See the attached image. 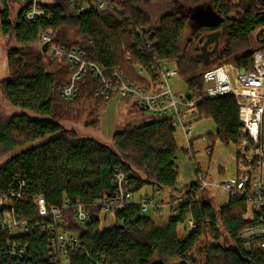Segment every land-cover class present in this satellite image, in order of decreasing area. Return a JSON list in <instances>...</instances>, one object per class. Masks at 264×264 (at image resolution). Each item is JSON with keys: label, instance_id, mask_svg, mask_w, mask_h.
I'll use <instances>...</instances> for the list:
<instances>
[{"label": "trees", "instance_id": "obj_1", "mask_svg": "<svg viewBox=\"0 0 264 264\" xmlns=\"http://www.w3.org/2000/svg\"><path fill=\"white\" fill-rule=\"evenodd\" d=\"M208 1L216 23L197 28V42L200 45L205 34L220 31L221 48L216 63L233 62L241 70H253L254 52L260 47L256 34L264 29V0ZM113 2L120 11L100 13L93 8L85 13H71V0L42 3L52 20L29 23L23 19L26 5L20 3L13 18L9 0H1V33L4 37L13 36L20 46L8 51L9 76L0 78L2 100L18 110L3 118L0 101V157L10 155L0 164V191L6 190L17 175L27 182L18 213L30 230L17 239L25 250V257L19 260L9 256L8 235L0 236V264H52L47 258L49 238L37 229L41 220L34 199L39 196L53 207L82 204L91 213V222L85 226L74 221L72 211L66 213L70 229L80 235L89 252V256L71 253L72 264H95L99 256L113 264H264V251L249 252L238 240L245 228L243 216L247 208L242 199L220 206L209 192L200 190L197 182L178 190L179 146L177 130L170 121L127 125L113 136L111 145L80 137L63 125L72 106L84 97L104 106L109 101L96 98L102 84L92 74L78 84L76 101H65L61 89L68 83L70 68L64 62L47 58L43 48H33L41 33L54 28L53 43L57 46H81L88 59L106 68H120L133 82L140 83L135 66L146 63L150 56L148 50L144 52L133 45V38L138 30L149 27L160 58L174 63L188 85L186 92L201 99L195 107L200 119L213 120L218 128L217 139L226 146L237 147L240 143L243 123L235 97L202 98L203 73L215 64L204 67L197 57L200 47L196 44L189 42L181 47L188 18L168 14L158 27H153L140 0ZM71 30H76L80 40L70 39ZM208 137L215 150L217 139ZM119 170L129 176L134 194L151 188L153 192L183 195L185 199L165 225H156L137 204H131L113 215L112 224L104 226L108 219L94 207V202L113 191V178ZM189 220L195 222V229L180 237L179 229ZM205 238L213 239L216 246L204 244Z\"/></svg>", "mask_w": 264, "mask_h": 264}, {"label": "built area", "instance_id": "obj_2", "mask_svg": "<svg viewBox=\"0 0 264 264\" xmlns=\"http://www.w3.org/2000/svg\"><path fill=\"white\" fill-rule=\"evenodd\" d=\"M26 5L23 19L32 23L39 19L52 20V15L42 8V0H17ZM75 13H85L96 8L100 13L120 11L113 0H75ZM133 38V45L139 50L149 51L150 60L135 66V74L140 83L133 82L120 68H106L100 62L87 58L81 46L71 49L61 48L53 43L55 30L50 27L42 32L39 44L43 48L48 45L47 55L53 61L64 62L70 68L68 83L61 89V96L67 102H75L78 84L92 74L99 79L102 86L96 92V98L111 101L114 97L130 99L140 108L144 115L153 120H168L176 130L183 133L188 141V153L197 176L200 190H215L222 196L224 206L234 199H242L246 203L243 216L245 228L239 235V242L247 251H264V145L262 129L264 125V45L254 52L253 70L245 71L233 64L215 65L203 73L204 91L202 98L216 99L233 95L239 107L240 120L243 123L242 138L236 151L228 158H220L217 169L225 174L229 167L234 171L226 179L213 182L209 172L203 170L196 162L193 149L195 136V107L201 99H189L185 94L175 92L173 82L180 78L174 63L162 60L156 50V42L152 39L149 27L138 30ZM142 39V40H141ZM215 150L207 147L204 155L212 159ZM27 182L17 175L10 186L0 191V236L8 235L6 241L9 256L14 260L23 259L25 250L19 243V236L28 234L30 225L19 216L18 206L26 196ZM114 189L102 199L94 202V207L108 219L116 212L122 211L131 204H137L141 212L164 211L176 213V208L184 201L183 195L161 199L162 191L145 195L138 202L134 201L129 176L119 170L113 178ZM41 223L37 229L49 238L48 255L52 264H72L71 253L89 256L80 235L70 229L66 213L72 211L74 221L85 226L91 222V213L82 205L65 204L62 208L50 206L43 196L34 199ZM196 227L193 220L186 223L188 231ZM1 261V259H0ZM95 264H113L104 257H97Z\"/></svg>", "mask_w": 264, "mask_h": 264}, {"label": "rangeland", "instance_id": "obj_3", "mask_svg": "<svg viewBox=\"0 0 264 264\" xmlns=\"http://www.w3.org/2000/svg\"><path fill=\"white\" fill-rule=\"evenodd\" d=\"M42 1L43 3L55 2V0ZM181 1H185L186 3L193 5H197L198 3L200 5H206L209 3L208 0H179V2ZM0 5L2 6L1 0ZM9 6L11 7L12 17L14 18L18 14L21 4L16 0H9ZM171 6L172 0H140V7L149 15L153 27H158L160 25L163 16L169 12ZM74 8V6H71V13H74ZM211 15L215 17L213 13ZM206 20H209V22L213 21L211 16L208 17L204 14H196L194 18V21L197 23H204ZM69 36L73 42L80 40V36L76 34V30H71ZM190 36L191 30L189 31L187 27L181 39L182 48ZM18 46L20 45L13 36L4 37L0 30V78L6 79L9 76L8 61L6 56L7 51ZM33 48L40 50L42 47L39 43H35L33 44ZM45 54L48 58L49 55H47V53ZM218 64L219 63H215V65ZM227 64L235 65L233 62H228ZM173 87L175 92L180 95L185 94L188 89L186 81L181 77L173 82ZM0 101L1 116L3 118L18 112V110L3 101L1 95ZM152 120L153 119L149 116L144 115L133 100L114 97L107 103V105L104 106L86 96L80 100V102L72 106V110H70L68 115L64 117L62 123L67 129L75 130L80 137L95 139L107 145H111L113 136L116 133L125 130L127 125H143ZM193 120L196 121L195 136L193 138V149L194 154H196V162L203 170L209 172L210 180L213 182L226 179L229 174L234 171V167L227 168L225 174H219L217 169L220 167V164H218V161L220 158H228L230 155H233L236 151V147L234 145L226 146L221 140L217 139L218 128L212 119L205 117L200 119V116L196 112L193 116ZM208 135L217 139L215 153L211 161L208 156L204 155L205 149L212 145V141ZM176 140L179 146L177 159V165L180 172L178 190L183 191L188 186L196 183L198 179L192 164L191 156L188 153V141L179 130L176 131ZM262 141L264 145V125L262 129ZM9 157L10 155L0 157V164L6 161ZM147 190L149 191V188ZM143 191L136 194L135 197L146 193V190L144 192ZM208 194L215 199L218 205L224 206L222 196L219 192L211 190ZM160 198H165L167 201L169 199V193H162ZM170 214V210L165 209L164 211L150 212L147 216L153 218L156 225L162 226L168 222ZM113 221V216L109 217L108 220L104 222V226L112 224ZM187 231L188 229L186 226H182L179 229V236L184 237ZM203 243H208L210 246H216V242L213 239L205 238Z\"/></svg>", "mask_w": 264, "mask_h": 264}, {"label": "flooded vegetation", "instance_id": "obj_4", "mask_svg": "<svg viewBox=\"0 0 264 264\" xmlns=\"http://www.w3.org/2000/svg\"><path fill=\"white\" fill-rule=\"evenodd\" d=\"M195 1H197V0H195ZM212 13L215 15L211 2H209L206 5H200L199 3L197 5H195V4L193 5V4L186 3L185 1L179 2V0H172V6L170 7L169 12L165 15L175 14V15H178L179 17H187L189 20V23L187 24L185 30L188 27V30L189 31L191 30V36L188 38V40L186 41L184 46L189 44V42H192L193 44H196L197 47L201 48L203 43H201L199 45V43L196 40L197 33H200V30H197V28H199L203 24L214 25L216 23V16L213 17V15H211ZM196 14H204V15H207L208 17L211 16L213 21L209 22V20H206V22H204V23H197L194 21ZM213 32H215V31H213ZM213 32H210V33H213ZM184 33H185V31H184ZM213 46H214V44L211 46V48H213Z\"/></svg>", "mask_w": 264, "mask_h": 264}, {"label": "water", "instance_id": "obj_5", "mask_svg": "<svg viewBox=\"0 0 264 264\" xmlns=\"http://www.w3.org/2000/svg\"><path fill=\"white\" fill-rule=\"evenodd\" d=\"M71 2H75V0H71ZM220 37L221 32L215 31L213 33H207L203 36V45L200 48V52L197 54L199 60L203 62L204 67H210L218 61V57L220 55ZM206 39V40H205ZM205 40V41H204ZM257 43L262 46L264 45V29H261L256 34ZM214 44L213 48L211 46ZM48 45L43 47V52L47 53ZM244 74L245 71L242 70ZM186 97L189 99L193 98V94L191 92L186 93ZM241 257V255L239 254Z\"/></svg>", "mask_w": 264, "mask_h": 264}, {"label": "crops", "instance_id": "obj_6", "mask_svg": "<svg viewBox=\"0 0 264 264\" xmlns=\"http://www.w3.org/2000/svg\"><path fill=\"white\" fill-rule=\"evenodd\" d=\"M1 8H2V6L0 5V9H1ZM8 51H9V50H8ZM8 51H7V53H8ZM6 56H7V54H6ZM8 69H9V68H8ZM185 93H187V92H185ZM193 144H194V141H193ZM147 189H148V188H147ZM147 189H144V191L146 190V191H145L146 193L141 194V195H138L137 197H135L136 194H134V201H135V202H138L142 196L150 195V194L154 193L153 190H152L151 188H149V191H148ZM144 191H143V192H144ZM162 193H164V192H162ZM161 199H165V198H161ZM153 220H154V219H153Z\"/></svg>", "mask_w": 264, "mask_h": 264}]
</instances>
